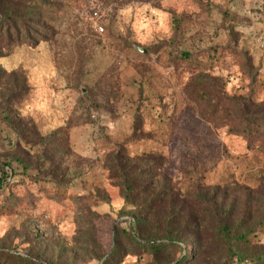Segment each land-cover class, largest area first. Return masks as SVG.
<instances>
[{"label":"rangeland","instance_id":"1","mask_svg":"<svg viewBox=\"0 0 264 264\" xmlns=\"http://www.w3.org/2000/svg\"><path fill=\"white\" fill-rule=\"evenodd\" d=\"M0 264H264V0H0Z\"/></svg>","mask_w":264,"mask_h":264},{"label":"trees","instance_id":"2","mask_svg":"<svg viewBox=\"0 0 264 264\" xmlns=\"http://www.w3.org/2000/svg\"><path fill=\"white\" fill-rule=\"evenodd\" d=\"M12 6L14 7L15 5H12ZM17 7L15 6L13 8V11H11V12H9V7H7V8L5 7L4 14L6 13V15H5V18H6L5 21L6 22L5 21L3 22L5 28L6 27L8 28V25H9L10 28L13 25H16L17 26V23H19L18 20H20L22 18V15L21 16L19 15V10H18L19 7L18 8ZM6 11H8V12H6ZM13 12L18 13V14H13ZM19 16H20V18H19ZM19 24H21V22ZM113 157H114V159H117V156L116 155H114Z\"/></svg>","mask_w":264,"mask_h":264},{"label":"built area","instance_id":"3","mask_svg":"<svg viewBox=\"0 0 264 264\" xmlns=\"http://www.w3.org/2000/svg\"><path fill=\"white\" fill-rule=\"evenodd\" d=\"M97 33H101L103 31V28L101 26H96Z\"/></svg>","mask_w":264,"mask_h":264},{"label":"water","instance_id":"4","mask_svg":"<svg viewBox=\"0 0 264 264\" xmlns=\"http://www.w3.org/2000/svg\"><path fill=\"white\" fill-rule=\"evenodd\" d=\"M139 51H141L142 53H145V49L142 48H137Z\"/></svg>","mask_w":264,"mask_h":264}]
</instances>
